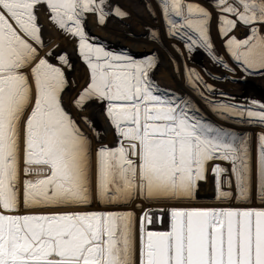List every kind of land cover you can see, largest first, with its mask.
Returning <instances> with one entry per match:
<instances>
[{"label": "snow or ice", "instance_id": "obj_1", "mask_svg": "<svg viewBox=\"0 0 264 264\" xmlns=\"http://www.w3.org/2000/svg\"><path fill=\"white\" fill-rule=\"evenodd\" d=\"M155 3L168 37L182 41L189 54L203 49L212 63L235 71L214 49L215 19L237 67L264 72V0ZM41 7L52 24L77 40L88 69L74 107L103 105L116 138L115 145L99 143L95 149L94 191L92 140L62 103L65 71L49 61L51 52L38 51ZM147 9L155 16L151 3ZM86 14L101 26L109 16H128L109 0H0V264H264V206H240L253 198L264 205V131L255 134L253 157L249 133L207 121L188 95L157 85L151 77L155 53L136 58L96 43L85 30ZM239 26L247 29L243 39L233 35ZM147 38L159 36L149 29ZM55 59L71 67L66 54ZM184 77L220 118L264 128V103L218 102L195 69L185 65ZM81 119L91 126L87 116ZM209 172L214 201L236 206L177 207L197 202ZM94 197L102 205L125 207L139 200L140 216L27 211L90 207ZM154 204L168 207H144ZM165 216L166 230L150 229Z\"/></svg>", "mask_w": 264, "mask_h": 264}, {"label": "rangeland", "instance_id": "obj_2", "mask_svg": "<svg viewBox=\"0 0 264 264\" xmlns=\"http://www.w3.org/2000/svg\"><path fill=\"white\" fill-rule=\"evenodd\" d=\"M109 1L111 2V0H109ZM116 2H115V4L113 3L112 5H118L123 11H125L126 13H128V16L125 18V20L128 22V26L135 27V29L133 28L134 29L133 30L134 32H132V31H131L132 33L131 32H128L129 34H125L124 37H123L124 39H126V43H130V44H127L125 46V48L127 49V51L130 54L132 53L131 50L134 49L135 50V53L138 52L137 55H139L140 58H143L146 54H149L150 51H152L153 53L157 54L156 55L157 56V66L153 70V72L155 71V74L152 72L151 73V77L153 76L152 79L161 88L171 90V91H173V92H175L177 94H180V93L181 94H186V95H188L194 101V103L197 106H203V109H206V108L208 109L209 106H207V104L203 100H201L195 93H192L188 89V87H187V85L185 83L184 66L187 65L188 68L195 69L198 73H200L201 76L204 75V77L202 76L203 79H204V81L207 84H210V85L213 86L214 91H213V93H211V95L209 94L210 95L209 96L210 99H213V100L218 101V102L235 103V104H248L250 101H256L257 103H264V94L263 93H260V92H258V93L253 92L252 94H250V93H240V91L234 90L231 87H229V86H232V87H238V88H242V89L243 88L244 89H247V88H249V89L251 88L252 89V87H250L251 85L258 84L256 82L257 81V79H256L257 76H256L255 72H251V71H249V72H243V71H241V69L239 67H237L236 62H234L232 59H229L228 60L229 62H227V63L229 64V66L231 68L235 69V71H231L230 72L227 69H225L223 67H220L221 68L220 69L221 71L217 69L218 72H216L215 70L211 69L210 66L209 67L208 66L207 67L201 66L202 65V62H204L207 59V56L206 55L204 56V53H203L204 50L202 51L201 49H195L191 54H189L188 52L187 53H184V51H183V53L181 52L180 55L178 54V56H177V54H174V52H170V51L168 52L167 50L169 49V46H170L169 45L170 43L168 41L170 39H172V38L168 37V35H167L166 26L164 24V21H163V18H162V14H161L159 8L156 6L155 0H145V1L144 0H118ZM199 2L202 3V4H204V5H207V2L208 1L207 0H205V1L204 0H199ZM127 3H129V4H127ZM148 3H151L152 4V8H153V10L156 13L155 16L151 15L148 10H146L147 11L146 14L143 13L144 15L142 13H139L138 14V12H135V10H136L135 8H136L137 5L139 7H141V8L143 7L144 9H147V4ZM42 15H44V13H42ZM113 18L110 21H111V25L113 26V29H116V31L115 30L114 31L115 32H117L118 30L121 31L120 29L124 26L123 23H122L123 20H121L120 18H117V20H116V18H114V19ZM114 21H115L116 24L114 23ZM120 25H121V27H120ZM144 26H148V30L149 29L155 30L158 33V36L161 38L160 41H164V42H162L164 49L163 48L162 49L159 48L160 47V41H159V39L157 40V42L159 41L158 44H157L156 41H154L156 43H153V41L148 40V38H147L148 37V30H147V28H146L147 31L145 30V34H143V36H141L140 33L143 32V29L142 28ZM108 29H111V28H108ZM122 29H125V28H122ZM214 29L216 31H214L213 34H212V30H214ZM138 30H140V31H138ZM43 32L44 31L42 29L43 45L41 47H39V49H40V55L41 56H44L45 53H47V52L49 53L51 51L50 48H52V46H51L52 43H51V38H50L51 37L50 36L51 34L50 33L43 34ZM246 34H247V29L245 27H242V26H239L234 31V33H233V35H236L238 38H241V39H243ZM138 35H140L141 37L138 36ZM210 35H211V39H212V41L214 43V49H215V51H217V49H216L217 46H216V42L214 41V39L216 37H219V36L217 34L216 21H215V19H213L212 24H211V32H210ZM220 40H221V38L219 39V41ZM178 41L179 42H182L180 40H178ZM48 42H49V44H48ZM142 42L145 43L147 46L144 45V47H141L140 48L141 44H143ZM139 44H140V46H139ZM181 44H183V42ZM118 45L119 44H117L116 41L110 40V41L106 42L103 46L106 48V50L119 51ZM149 45L152 48H150ZM138 46H139V48H137ZM220 47H221L220 48L221 49V55L228 56L226 50L223 47L222 42H220ZM166 48H167V50H166ZM223 49L225 50V53H224V50ZM51 54H52V52H51ZM131 55H133V54H131ZM162 56H163V59L161 58ZM52 58H53V55H51V56L48 57V59H49V61L51 63L56 64L57 66H61L66 73H68V74L71 75V77H73V78L75 76L76 77L77 76L79 77L78 79L81 82L80 83L77 82V88H76V90L77 91H81L82 88L86 84L87 76H88V69H87L86 65L85 64H80V63L78 64V63H76L74 61L72 62L71 60H69L70 61V64H71V67L68 68L67 66L60 65L58 60L57 61L54 60V59L52 60ZM173 60H175V63L172 62ZM208 63H210V62H208ZM237 68H238V71H236ZM234 72H239L240 73L239 75H237L238 78H239V81L237 82L236 85L233 84L231 82V80H230L232 78V75H233V78H235L236 75H235ZM156 73H159V75L156 76L157 75ZM208 73H211V75H208ZM221 73H223L222 76H221ZM262 74L264 76V72ZM161 76L163 78L162 80L160 79ZM154 77L155 78L157 77L156 80H155ZM78 79H76V80H78ZM251 83H253V84H251ZM228 84H229V86L226 88L224 85H228ZM217 85H220L221 86V89H220V87H219V89H216L217 88ZM258 85H263V84H258ZM231 91H232V93H231ZM234 91H235V93H234ZM221 94H223V95H221ZM242 94H245V96L246 95L247 96L246 97L245 96L243 97ZM61 96H62V103H63V105L65 103H68V102H73L75 100L74 97H76L75 95L73 97H69V94H68V91L67 90L66 91L64 90L62 92ZM91 104L92 103H89L88 105H86L85 108L83 109V111H78L75 107H74V109H75L76 113L79 114V116H87L88 118H90V114L89 113L90 112L93 113V106L91 108ZM63 107L65 108V110L67 109L66 111H70L69 113L72 114L71 113L72 111L70 110V108H68L65 105ZM69 107H70V105H69ZM214 118L215 117L212 116L211 119H214ZM229 118H232V117H229ZM207 121L213 122L210 119H207ZM225 121H227V123L226 122L224 123V121H222V122L224 124H226L229 128L232 127V128H230L231 130L237 131V132H240V133L247 132V133H249L250 136L253 137V141H252V153H253V157H254L255 156V134L258 133V132L263 131L262 130L263 128L260 127V126L255 125V124L249 125V124H246V123H243V122H240V121H239L240 122L239 123L237 120H234V119H232V120L231 119H225ZM230 121H231V123H230ZM232 123H235V125L234 124L232 125ZM97 128H98V133H99V143H104V144H107L109 146L115 145L116 138L114 136L113 129L109 126V123H108V121L106 120V118L104 116L103 105H99V116H98V127ZM97 128L95 127V130ZM99 143H98V145H99ZM218 162L220 163L221 161H217V163ZM225 163L226 162H221V165L223 166V164H224L225 165V168H228L229 165L227 163L226 164ZM226 165H228V166H226ZM210 166H211V164L209 165V168H210ZM22 170H23V154L21 153V181L23 183V180L22 179H24V175H23V171ZM209 177L210 178H209L208 182H210V183H208V182L206 183V184H209V185H205V182H201V188L202 189L203 188L206 189V187L210 186V187L207 188V190L209 192L206 190V192H205L206 194L204 195L207 198L206 197H203V198L198 197V200H197V201H201L202 200L201 202H203L206 205L217 204L214 201V190H213V185H212V181H211L212 178H211L210 172H209ZM94 178H95V163H93V188H94ZM204 186H206V187H204ZM22 188H23V186H21V189ZM205 189H203V190H205ZM93 191H94V189H93ZM207 193H208V195H207ZM21 194H22V190H21ZM208 196H209V198H208ZM211 196H213V197H211ZM253 200H252V202L250 204L240 205V206L241 207H248V206L249 207L250 206L251 207H256V206L257 207H260L261 206L262 207V206H264V205L258 204L255 201V198H253ZM209 201H211V202H209ZM137 204H139V203H137ZM93 205H94V207L96 209H99V207L102 204H100L99 202L97 203V201H96V199L94 197L93 198V201H92V204H91V207H85V208H89V209H92L90 211H94L93 210ZM132 205H128L126 207L125 206L105 205L103 207V210L102 211H132V212L135 213L136 217L138 218L140 216V209H138L136 207V205H134V204H132ZM206 205L204 207H206ZM145 206L146 207H153L152 205L151 206L145 205ZM161 206L162 207H166L165 205H161ZM199 206H200V204H199ZM223 206H236V204H235V202L232 201L228 205H223ZM177 207H179V206H177ZM196 207H198V206H196ZM85 208L84 207L83 208H77V210L66 209V208H57V209L56 208H53V209L52 208H50V209L49 208H46V209L45 208H43V209L42 208H38V209H30V210H27V211H33V212L83 211L82 209H85ZM157 208H160V206L157 207ZM23 211L25 212L26 210H24L23 208H21V213H23ZM166 221L168 222L167 216L164 217L163 222H166ZM137 222L139 223V220L138 219H137Z\"/></svg>", "mask_w": 264, "mask_h": 264}, {"label": "bare ground", "instance_id": "obj_3", "mask_svg": "<svg viewBox=\"0 0 264 264\" xmlns=\"http://www.w3.org/2000/svg\"><path fill=\"white\" fill-rule=\"evenodd\" d=\"M116 1H118V0H111V5L114 3L115 4V2ZM145 1V0H144ZM205 1V0H204ZM208 1V0H207ZM117 3V2H116ZM208 3V2H207ZM127 4H129V3H127ZM136 10H135V12H138V14L139 13H145L146 14V10H148V9H144L143 7L141 8V7H139L138 5L136 6V8H135ZM42 13H44V15H42ZM37 15H38V17H39V23L42 25V29H43V34H48V33H50L51 35V43H52V48H50L51 49V51L50 52H52V55H53V58H52V60L54 59V60H56L57 61V59H55V57H57L58 55H61V54H66L67 55V57L69 58V60H71L72 62L74 61V62H76V63H80V64H84L83 63V61H82V59L80 58V56L78 55V50H77V40L76 39H74V38H71L70 36H68V35H66L63 31H61V30H59L54 24H52L50 21H49V19H48V14H47V12H46V10L43 8V7H41V8H39L38 9V11H37ZM144 15V14H143ZM114 16H109L108 18H107V20H106V23L103 25V26H101V25H99L98 23H97V20H96V16L95 15H93V14H86V17H85V30H86V32H87V34L90 36V37H94V38H96V40H95V42L96 43H98V44H102V45H104L106 42H108V41H110V40H114V41H116L117 42V44H119L118 45V48H119V51L120 50H127L126 48H125V46L127 45V44H130V43H126V39H124L123 37H124V35L125 34H129L128 32H134L133 30L135 29V27H133V26H128V22L125 20V18H123V19H121V20H123L122 21V23H123V27L122 28H125V29H120L121 31H119L118 29V31L117 32H115L116 31V29H113V26L111 25V19L113 18ZM114 18H116V20H117V17H114ZM113 18V19H114ZM145 18V17H144ZM148 22V21H147ZM114 23H115V21H114ZM121 23V24H122ZM108 24V25H107ZM116 24V23H115ZM116 26V25H115ZM120 27H121V25H120ZM243 27V26H242ZM108 28H111V29H108ZM117 28V27H116ZM134 28V29H133ZM146 28H147V30H148V26H144L142 29H143V32H141L140 34H141V36H143V34H145V30H146ZM115 30V31H114ZM146 30V31H147ZM138 31H140V30H138ZM214 31H216L215 29L214 30H212V34H213V32ZM131 32V33H132ZM44 36V35H43ZM138 36H140V35H138ZM140 36V37H141ZM160 37H159V41H160ZM219 37H216L215 39H214V41L216 42V46H217V51L216 52H218V55H220V56H222L223 58H224V60H225V62H229L228 60L229 59H231L230 58V56L228 55V56H223V55H221V47H220V42H222V40H220L219 41ZM46 40V39H45ZM44 40V41H45ZM169 40V39H168ZM139 41V40H138ZM159 41L157 42V44L159 43ZM167 41V40H166ZM165 41V42H166ZM46 42V41H45ZM156 42H154L153 41V43H156ZM162 42H164V41H160V49H164V47H163V44H162ZM170 44V46H169V49L167 50V48H166V50L169 52H174V54H177V56H178V54L180 55V53L182 52L183 53V51H184V53H187V51L185 50V48H184V44H181L182 42H179L178 40H176V39H170L169 41H168ZM179 42V43H178ZM143 43V42H142ZM48 44H49V42H48ZM180 44V45H179ZM46 45V44H45ZM144 45L145 46H147L145 43H143V44H141V46H140V44H139V46H140V48L141 47H144ZM156 45V44H155ZM173 45H176V47H178V48H180V53H177V51L175 50V48H173ZM139 46L137 47V48H139ZM150 46V45H149ZM150 48H152L151 46H150ZM155 49V48H154ZM145 50V49H144ZM202 51H203V49H201ZM224 50V49H223ZM38 51L40 52V49L38 48ZM43 51V50H42ZM137 51V50H136ZM156 51V50H155ZM131 54H133V56L134 57H136V58H140L139 57V55H137V53H135V50L133 49V50H131ZM147 52V51H146ZM48 53V52H47ZM150 53H153L152 51H150ZM204 53V56L206 55L207 56V54L205 53V52H203ZM223 53V52H222ZM224 53H225V50H224ZM172 54V53H171ZM157 55V54H156ZM190 56V55H189ZM192 57V56H191ZM162 59H163V56L161 57ZM160 58V59H161ZM196 58V57H195ZM168 59V58H167ZM208 62H210V63H208ZM204 64V65H203ZM234 64V63H233ZM201 66H204V67H211V69H213V70H215L216 72H218V70H220L221 68L220 67H222V66H220V65H216V64H214V63H212L211 61H210V59H209V57L207 56V59L204 61V62H202V65ZM172 69V68H171ZM218 69V70H217ZM173 71V70H172ZM181 71V70H180ZM221 71V70H220ZM223 71V70H222ZM236 71H238V68L236 69ZM153 72V71H152ZM159 72V71H158ZM176 72V71H175ZM154 74H155V71L153 72ZM178 73V72H177ZM224 73V72H223ZM223 73H221V76H222V74ZM226 73V72H225ZM235 73V78H233V75H232V78L230 79L231 80V82L233 83V84H237V82L239 81V78H238V76L237 75H239L240 73L239 72H234ZM263 72H260V71H256L255 72V74H256V76H257V83L258 84H263L264 85V76H263V74H262ZM157 75L156 76H158L159 75V73H156ZM203 77H204V75H202ZM227 76V75H226ZM153 77V76H152ZM215 77V76H214ZM217 77V76H216ZM65 78H66V87H65V91L67 90L68 91V94H69V97H73L74 95L76 96V97H74L75 99L77 98V95H78V93L80 92V91H77L76 90V88H77V82L78 83H80L81 81L78 79L79 77L77 76H75L74 78L73 77H71V75L70 74H68V73H66L65 72ZM155 78V77H154ZM157 78V77H156ZM156 78H155V80H156ZM75 79V80H74ZM76 79H78V80H76ZM160 79L162 80L163 78H162V76L160 77ZM181 79V78H180ZM215 79V78H214ZM220 79V78H219ZM171 80V79H170ZM223 80V79H222ZM241 80V79H240ZM69 81V82H68ZM172 81V80H171ZM220 81V80H219ZM209 82V81H208ZM213 82V81H212ZM222 82V81H221ZM230 82V81H229ZM156 83V82H155ZM164 83V82H163ZM167 83V82H166ZM174 83V82H173ZM219 84V83H218ZM231 84V83H230ZM251 84H253V83H251ZM258 84H256V85H251L250 87H252V89L250 88H247V89H242V88H238V87H232V86H229V84L228 85H224L226 88L229 86V87H231L232 89H234V90H237V91H240V93H250V94H252L253 92H255V93H258V92H260V93H263L264 94V86L263 85H258ZM173 85V84H172ZM219 87H220V89H221V86L220 85H217V88L216 89H219ZM70 88V89H69ZM224 88V87H223ZM255 88V89H254ZM174 89V88H173ZM223 92V91H222ZM187 93V92H186ZM228 93V92H227ZM231 93H232V91H231ZM234 93H235V91H234ZM181 94V93H180ZM189 94V93H188ZM209 95V94H208ZM211 95V94H210ZM209 95V96H210ZM232 95V94H231ZM239 95V94H238ZM243 95V97L245 96V94H242ZM217 96V95H216ZM247 96V95H246ZM245 96V97H246ZM240 97V96H239ZM73 98V99H74ZM244 100V99H243ZM197 102V101H196ZM233 102V101H232ZM90 103H92L91 104V108H92V106H93V113H89L90 114V118H88L90 121H91V126H89L88 124H86L82 119H81V117H83V116H79V114H77L76 113V111H75V109H74V105H73V102H68V103H65L64 105L65 106H67L68 108H70V110L72 111L71 113V115H72V117L76 120V122H77V124H78V126L80 127V129L92 140V148H93V163H95V156H94V152H95V149H96V147L98 146V143H99V140H97V136L99 137V133H98V116H99V105L100 104H97L95 101H93V102H90ZM63 105V106H64ZM69 105H70V107H69ZM197 106V105H196ZM208 106V105H207ZM199 109H200V114L203 116V117H205L206 119H210V120H212L213 121V123H216L217 125H220V126H224V127H227V128H229L226 124H224L225 122L227 123V121H225V119L223 120L222 118H220L217 114H215V113H213L212 111H210V108L208 107V109L206 108V109H203V106H197ZM67 110V109H66ZM68 112H70V111H68ZM213 117H215L214 119H211L212 118V116ZM211 117V118H210ZM228 119H234V120H237L238 122L241 120V118H234V117H232V118H228ZM218 120V121H217ZM224 121V123L222 122V121ZM230 123H231V121H230ZM240 123V122H239ZM235 125V123H232V125ZM240 126V125H239ZM22 127V126H21ZM95 127L97 128L96 130H95ZM244 127V126H243ZM230 128H232V127H230ZM234 128V127H233ZM236 128V127H235ZM239 128V127H238ZM237 128V129H238ZM242 128V127H241ZM235 130V129H234ZM240 130V129H239ZM258 130V129H257ZM263 131H264V128L262 129ZM22 144H21V153L23 154V152H22ZM219 163V162H218ZM220 164H221V162H220ZM226 164V163H225ZM223 166L225 167V165L223 164ZM226 166H228V165H226ZM211 167V166H210ZM211 174V173H210ZM210 178V177H209ZM23 180V179H22ZM211 181H212V179H211ZM207 183V182H206ZM205 183V185H209V184H206ZM208 183H210V182H208ZM21 186H23V183H22V181H21ZM204 187H206V186H204ZM208 187H210V186H208ZM208 187H206V189L205 188H203V189H205V190H203L202 188H201V184H200V189H199V192H198V197H200V198H203V197H206V196H204L206 193V190H207V188ZM94 189V188H93ZM210 189V188H209ZM22 190V189H21ZM208 191V190H207ZM209 192V191H208ZM211 193V192H210ZM207 195H208V193H207ZM211 197H213V196H211ZM207 198V197H206ZM208 198H209V196H208ZM202 201V200H201ZM201 201H197V202H195V203H192V204H179V205H176V206H179V207H196V206H198V207H204L206 204H204L203 202H201ZM254 201V200H253ZM256 201V200H255ZM207 202V201H206ZM209 202H211V201H209ZM233 202H235V201H233ZM94 203V202H93ZM98 203V202H97ZM137 203H141V201H139V200H137V201H134L133 203H131L130 205H132V204H134V205H136ZM203 203V204H202ZM199 204H200V206H199ZM202 204V205H201ZM105 205H101L100 207H99V209H96L95 207H94V205H93V210L94 211H102L103 210V207H104ZM133 206V205H132ZM145 206V205H144ZM148 206V205H147ZM149 206H151V205H149ZM153 206V208H157V207H162L161 205H159V204H154V205H152ZM166 207H168V205H165ZM214 206H223V205H221V204H211V205H206V207H214ZM256 206V205H255ZM91 207V206H90ZM146 207V206H145ZM249 207V206H248ZM251 207V206H250ZM257 207V206H256ZM261 207V206H260ZM85 208V207H84ZM132 208V207H131ZM43 209V208H42ZM46 209V208H45ZM50 209V208H49ZM53 209V208H52ZM57 209V208H56ZM73 210H77V209H73ZM81 210V209H80ZM83 211H90V210H92V209H89V208H85V209H82ZM136 210V209H135ZM137 211V210H136ZM24 212V211H23ZM50 212V211H49ZM52 212V211H51ZM168 219V218H167ZM167 226H168V222L166 221V222H163V224H161V223H154V224H152V225H150L149 227H150V229L151 230H166L167 229ZM136 227H137V234H138V227H139V223L137 222L136 223Z\"/></svg>", "mask_w": 264, "mask_h": 264}]
</instances>
